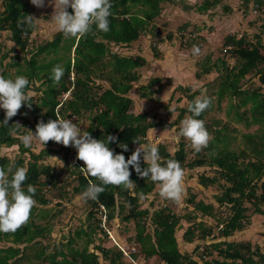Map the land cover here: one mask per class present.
<instances>
[{
    "label": "trees",
    "instance_id": "obj_1",
    "mask_svg": "<svg viewBox=\"0 0 264 264\" xmlns=\"http://www.w3.org/2000/svg\"><path fill=\"white\" fill-rule=\"evenodd\" d=\"M177 0H110L112 4L109 20V31L103 32L96 29L85 37H75L74 55L71 53L65 58L61 65L64 68V75L58 84H54L51 76L50 66L58 62L52 59L49 63H39L37 56L44 53L57 52L64 35L57 31L54 38L36 47L34 56L27 61V71L19 69L18 74H26L29 84L25 91L28 94L31 84L34 81H41L37 90L40 95H29L31 108L23 105L18 115L14 116L8 126L2 122L5 112L0 113V148L2 146L18 145L21 156L12 161L8 156L0 155V167L7 169L11 164L27 169L28 179L23 187L26 190L28 184L36 188L34 199L36 204L31 210L28 222L21 226L15 233L0 232V243L3 241L12 242L9 245H0V264H21L23 259L32 260L26 248L32 244L34 248L33 259L43 260L48 264H131L126 259L123 251L114 247H104L96 245L90 249L92 241V231L79 229L75 236L67 240L66 244L56 245L51 252L41 239L51 232L50 225H40L34 221V216L42 215L40 205L49 203V199L43 193V186H56L61 181V170L47 163H41L44 157L54 152L49 146L55 142L49 141L41 149L35 152L31 148H26L21 143L19 136L26 132L21 128L16 131L11 126L15 118L21 119L20 125L30 124V128L35 132L36 124L43 120L56 119L60 116L69 119L71 115H77L76 121L87 116L88 126L85 131L90 132L93 138L103 139L108 135L115 136L117 140L109 144L110 149L116 154H123L129 158L138 144L133 143V139H139L141 143H151L148 140V132L152 129L161 128L163 130L174 127L178 124L183 115L189 114L188 105L195 99L199 90L192 91L190 83L183 85L177 81L174 90L186 92L189 103L186 107H180L179 113L174 121H165L149 117L142 111L134 113L131 110L134 99L127 94L129 88L137 87L140 97L152 99L154 94L162 89V77L159 75L150 76L147 82H141L143 73L140 68L148 65V58L143 55L139 48L142 35L150 33L151 38L157 37L159 31L154 23L161 14L163 3L176 2ZM248 5L249 0H239ZM3 10L0 11V31L8 30L11 33V40L15 46L25 50L29 45L30 36L33 31L29 30L24 35L17 26V22L23 14L32 15V4L29 0H3ZM221 2H225L223 9L231 11L233 3L223 0H204L197 8L198 12H208ZM255 6L264 9V0H253ZM234 8V7H233ZM69 13L72 9L69 7ZM241 15V14H240ZM188 21L183 23L178 32H181V39L185 49H191L193 38H186L185 30L189 27ZM184 31V32H183ZM193 32V30L191 31ZM180 35V34H179ZM175 33H168L165 37H159V42L173 40ZM224 45H230V49L237 61L229 66L227 61L218 57L214 63L208 64L211 55H206V62H202V69L195 72L197 79L203 73L210 74L213 68L221 73L216 94L218 102L229 94L230 97L240 98V102H230V106L235 108L231 118L236 122H243L246 126L257 124L260 133H244V138H248L250 144L238 149L230 148L232 137L224 129H215L206 123V113L211 106L205 110L198 119L205 122V127L211 136V140L206 148L194 153L193 158H188L187 140L180 137L178 146L172 153L169 150V143L160 140L155 145L159 150L162 161L174 159L179 161L182 169L192 170L202 166H213L216 168L214 175L206 173L199 174V183L204 187H209L216 183L222 191L214 195L218 205L213 202L196 200L195 195L188 198V203L193 206V211L187 215L176 213L168 204L154 206L153 199L150 200V207H142L141 197L149 195L154 191L156 184L146 178H141L130 166V179L135 183V187L126 190L122 186L107 185L105 190L99 194L96 201L88 200L91 210L88 217H95L97 225L101 228L102 216L97 214L106 210L107 223L119 220V224L133 221L135 224V235L133 243L139 246V251L133 255L134 258L143 256L149 259L153 256L159 257V264H264V251L257 244H253L250 239L229 240L228 238L236 231H241L249 224L250 213L264 216V93L259 87H242V80L251 72L260 74L261 84L264 86V53L262 52V42L258 40L252 43L246 35L240 37L236 33H229L224 41ZM199 46V45H197ZM126 49V51H125ZM151 49L154 57L161 58L162 51L158 44L151 42ZM129 50V51H128ZM196 57V56H195ZM234 57V58H235ZM63 60V59H60ZM198 63L196 60L195 63ZM18 64V63H17ZM203 73H202V72ZM3 76L9 78V72H4ZM169 84H172L175 77L167 76ZM105 83L108 85L106 86ZM121 83L125 86L121 87ZM139 84V85H138ZM155 85L158 87L154 88ZM70 92L64 99V94ZM157 98V97H156ZM179 99V98H178ZM166 110L170 115L174 110L170 109L168 103ZM249 104V105H248ZM248 108L241 110V106ZM230 110L228 114H230ZM13 120V121H12ZM32 121V123H31ZM178 131V130H177ZM120 144H127L128 151L125 152ZM29 154V157H25ZM77 157V153L75 155ZM66 168H70V173L75 175L77 183L73 185L72 192L81 194L87 187L89 180L100 182L94 177H85L79 168L83 167V162H76L72 165L68 158L64 157ZM147 165L141 155V167ZM42 177L46 180L42 181ZM103 186V185H101ZM247 203L251 205H247ZM97 216V217H96ZM208 217L210 223L198 218ZM185 219L189 225L180 234L186 244L192 245L190 250L182 251L176 235L177 229H182L181 220ZM152 226V229H150ZM85 237L84 244L79 247L77 238ZM131 239V238H130ZM16 244H25L23 248ZM127 260V262L125 261ZM104 261V262H103Z\"/></svg>",
    "mask_w": 264,
    "mask_h": 264
},
{
    "label": "rangeland",
    "instance_id": "obj_2",
    "mask_svg": "<svg viewBox=\"0 0 264 264\" xmlns=\"http://www.w3.org/2000/svg\"><path fill=\"white\" fill-rule=\"evenodd\" d=\"M30 1V0H29ZM204 0H177L174 2H165L163 3V9L161 13H164L166 16L161 15L159 19H155L154 23L159 31L157 37L151 38L148 36V33L142 35V40L139 45L141 47L139 50L148 58L151 62V66H145L140 68V71L143 73L142 81L147 82L150 76L159 75L162 77L161 81L162 89L160 92L154 94L152 99L142 98L139 95L137 87L134 85L129 88L127 94L131 95L134 99V104L131 107V110L134 113H140L145 111L149 117H153L158 121L159 119H164L165 121H174L176 115L179 113L180 107H186L189 103V99L186 97L187 93L182 90H174V85L177 83L176 80L182 81L183 85H188L190 83L192 91L199 90L200 92L195 96L196 97H207L210 98L213 104V107L208 110L206 113V123L212 126L213 131L215 129H224V132L229 133L232 137V142L229 145L230 148L238 149L244 147L250 142L248 138H244V133H260L257 124H252L251 126H246L243 122L234 121L231 116L234 114L235 108L230 106V102H240L238 97H230L229 94L225 95L220 102H218L216 89L220 81L221 73L217 71L216 68L212 69L210 74H205L202 71V76L200 79H197L195 76L196 71L202 69V62H206L205 56L211 55L208 60V64L214 63L218 57L224 58L229 66L236 63L237 59L234 56V53L229 49L225 51L226 45L224 41L229 33H236L239 35H246V37L252 42L256 43L258 40L262 42V52L264 53V9H259L255 6L253 0H249L248 5L241 3L239 0H225L233 3L231 11H226L223 9L225 2H221L216 7L210 9L208 12H198L197 8ZM224 1V0H223ZM3 0H0V11L3 10ZM32 15L37 19H40L38 27L35 31L32 32L29 40V45L25 50H22L15 46V43L11 40V33L8 30L0 31V75H3L4 72H9L10 77L14 78L19 75V69L22 71H27V61L34 56L36 47L40 44L46 43L52 40L57 32L55 25L50 22V17L53 12V5L49 3V0H45V6L42 8H37L32 5ZM236 13L240 18H238ZM241 14V15H240ZM234 15V16H233ZM160 16V15H159ZM196 19L197 22L192 24L191 19ZM203 18L208 19L207 21ZM240 19V20H239ZM190 24L189 27L185 30L186 38H193L190 40L193 45H199L201 49L199 56H193L191 52H187L184 49L186 46L183 45V40L181 39V32H178L179 27L186 23ZM239 20V21H238ZM209 21V22H208ZM238 22L242 23L238 25ZM200 23V24H197ZM238 29V30H237ZM193 30V32H191ZM232 30V31H231ZM175 33V38L173 40H166L164 42H159L158 38L161 36H166L168 33ZM184 32V31H183ZM180 34V35H179ZM75 37L64 38L61 42L57 52L44 53L37 56L39 63H49L51 60L57 59L58 62L50 66L52 69L55 65H62L65 61V58L69 53L74 55V40ZM154 41L158 44L162 51V57H154L153 51L151 49V42ZM174 41V43H173ZM126 51V49H125ZM129 51V50H128ZM235 57V58H234ZM194 58V60H193ZM63 59V60H60ZM198 61V63L195 61ZM18 63V64H17ZM178 64V66H175ZM264 66V64H262ZM155 69H154V68ZM151 69L147 72V69ZM25 76L28 79V76ZM172 75L175 77L172 84H169L167 76ZM182 77V80L180 79ZM260 74L254 72L249 73L242 80V87H259L261 86L262 92L264 93V86L261 84ZM41 84V81H34L31 84L30 89L28 90L29 95H40L41 92L37 90V87ZM107 86L108 84L105 83ZM121 87L125 86L124 83L120 84ZM139 85V84H138ZM158 87L155 85L154 88ZM157 97V98H156ZM179 98V99H178ZM166 103L169 104L170 109L174 110L172 115L166 110ZM249 105V104H248ZM246 106H241V110L248 108ZM230 110V114L228 111ZM4 111L0 109V113ZM18 115V114H17ZM189 114H185L179 119V122L176 126L168 129H157L154 132L148 133V140L152 144L157 145L161 140H165L169 143V150L174 152L178 146V129L181 120H183ZM78 127H81L82 131H85L88 126L87 116L81 117L79 120L72 119ZM13 121V120H12ZM15 122L19 124L22 123L21 119L15 118ZM32 123V121H31ZM26 129L32 130L30 124L23 126ZM23 128V129H24ZM25 129V130H26ZM211 136L213 134H210ZM187 151L188 158H193L195 155L192 152V147L190 142L187 141ZM44 146L38 141L33 142L32 150L35 152H40ZM136 148L139 146H135ZM54 152L46 155L44 159L41 160V163H47L52 166H55L57 169L61 170V181L57 183L56 186L44 185L43 193L49 199V203L46 205H40L38 212L42 210V215L39 214L34 216V221L40 225H50L51 232L45 236L41 241L48 247L46 251L49 253L53 250L56 245L66 244L67 240L73 238L77 230L83 228L89 231H92V241L90 249H94L96 245H101L104 247H114L118 249V245L123 248L132 249V246L136 247L139 251V246L133 243L135 235V224L133 221L119 224V220H115L107 223L104 230L97 225V220L95 217H88V213L91 210V204L88 201H84L81 198V194H75L72 192V187L77 183L75 175L70 173V168H66V161L64 157L68 158V162L72 165H75L77 161L82 163V161L76 158V149L74 147H65L62 144L54 143L52 146H49ZM18 145L11 147L2 146L0 148V155L8 156L12 161L17 159L20 155L18 153ZM25 157H29V154H26ZM51 157H56L54 159ZM216 168L213 166H202L197 167L192 170H183V187L184 193L180 203H175L173 201L167 200L160 195L159 184H156V187L153 192L147 196L141 197L142 207H150V200L153 199L155 205H164L168 204L176 213L180 215H187L193 211V206L190 205L187 201L188 198L192 195H195L196 200H204L205 202H213L218 205L214 195L220 193L222 188L218 183L211 185L209 187H204L199 183V174L206 173L207 175H214L216 173ZM46 178L42 177V181H45ZM247 205H251L247 203ZM152 209V207H150ZM252 207L248 211L250 213L249 224L245 229L241 231H236L234 235L230 236L229 240H243L250 239L253 244H257L264 251V216L259 214H251ZM98 216L101 217L102 214L98 212ZM97 217V216H96ZM103 217V216H102ZM204 219L210 223L211 219L208 217L198 218L197 220ZM103 223V222H102ZM183 225L182 229H177L176 235H178V241L180 244V249L185 251L186 249L193 248L194 244L189 245L184 242L182 239V234L189 222L185 219L181 220ZM152 229V226H150ZM131 238V239H130ZM85 237L77 238L76 243L81 247L84 244ZM11 245L14 243L3 241L0 245ZM21 248L25 244L16 245ZM34 246L29 244V248H26V251L29 253L32 260L28 261L23 259L21 264H48V262L43 260H34L32 255L34 252ZM127 262V260H125ZM104 262V261H103ZM137 262L138 259H137ZM133 264V263H132ZM141 264H159V257L153 256L147 258L144 263ZM239 264V263H237Z\"/></svg>",
    "mask_w": 264,
    "mask_h": 264
},
{
    "label": "clouds",
    "instance_id": "obj_3",
    "mask_svg": "<svg viewBox=\"0 0 264 264\" xmlns=\"http://www.w3.org/2000/svg\"><path fill=\"white\" fill-rule=\"evenodd\" d=\"M30 3L37 8L45 6V0H30ZM49 3L53 5L50 22L65 38L85 37L92 31L94 25L99 31H109L108 17L112 14L110 0H49ZM69 7L72 9L71 14L68 11ZM39 21L40 19L31 14H23L17 26L24 35H27L29 30L37 29ZM200 52L201 49L197 45L192 46L193 56H199ZM64 71L59 64L51 69L50 78L54 84L60 82ZM28 84V79L23 75L14 78L0 75V109L5 112L2 122L4 125L8 126V122L18 114L23 105L26 104L31 108L30 96L25 91ZM211 103L210 98L196 97L188 105L191 115L181 120L179 125L178 136L189 141L196 152L206 148L211 140L205 122L198 119ZM11 126L16 131L24 128L18 122ZM19 139L26 148H31L34 141H38L43 146L49 141H54L65 147H74L77 151L76 158L84 164L79 171L85 177L91 176L100 182L98 185L89 180L87 187L81 193L84 201H96L107 185L122 186L126 190L133 189L136 185L130 179V166L139 177L158 183L163 198L177 204L182 199L184 172L179 161L174 159L162 161L158 148L152 143H141L139 139H133V143L138 144L139 147L135 148L126 159L123 154H116L109 147L110 143L117 140L115 136L93 138L90 132L82 131L72 119L58 116L47 122L40 120L36 124L35 132L26 129ZM119 147L125 152L128 151L127 144H120ZM141 155L147 165L144 168L141 167ZM27 179V169L24 167H18L14 163L7 169L0 167V232L2 233H15L30 218L31 210L36 204L34 199L36 188L28 184L25 190L23 185Z\"/></svg>",
    "mask_w": 264,
    "mask_h": 264
},
{
    "label": "built area",
    "instance_id": "obj_4",
    "mask_svg": "<svg viewBox=\"0 0 264 264\" xmlns=\"http://www.w3.org/2000/svg\"><path fill=\"white\" fill-rule=\"evenodd\" d=\"M231 48H232V46L227 45L224 50L225 51H228ZM69 94H70V92L65 93L64 96H63L64 99L66 97H68ZM59 118H62V117L59 116ZM69 119H74L75 120V119H77V115L73 114V115H71V117ZM101 207H102V210L104 211L102 213V216H103L102 217V222L103 223H101V226L102 227H105L106 224H107V215L105 214L106 213V210H105L104 206L102 205ZM105 228H107V227H105ZM118 247L120 248V250L123 251L124 255L127 258H129L130 262H132L133 264H141L140 262H137V259L136 258L133 257V255L138 252V249L136 247L132 246V249H130V248L129 249H127V248L125 249V248L121 247L120 245H118Z\"/></svg>",
    "mask_w": 264,
    "mask_h": 264
},
{
    "label": "crops",
    "instance_id": "obj_5",
    "mask_svg": "<svg viewBox=\"0 0 264 264\" xmlns=\"http://www.w3.org/2000/svg\"><path fill=\"white\" fill-rule=\"evenodd\" d=\"M161 15L166 16L164 13H161L160 16L157 17V19H159V18L161 17ZM234 15H236L238 18H240L236 13H234ZM234 15H233V16H234ZM189 19H191V18L189 17ZM203 20L207 21L208 19L203 18L201 21H198V22H201V23H202ZM239 20H240V19H239ZM239 20H238V21H239ZM187 21H188V20H187ZM191 22H192V24H193V23L195 24V23L197 22V20H196V19H191ZM208 22H209V21H208ZM197 24H200V23H197ZM238 25H241V26H242V23L238 22ZM237 30H238V29H237ZM231 31H232V30H231ZM234 32H235V31H234ZM148 36H151L150 33L148 34ZM240 36H241V35H239L238 37H240ZM161 37H164V36H161ZM165 41H166V40H165ZM173 43H174V41H173ZM184 50L190 53L191 50H192V48H191V49H190V48H189V49H184ZM193 60H194V58H193ZM148 61H149V60H148ZM147 66L150 67V66H151V62H148V65H147ZM175 66H178V64H176ZM153 68H154V67H153ZM154 69H155V68H154ZM148 70L150 71L151 69L149 68V69H147L146 71L149 72ZM180 79L182 80V77H180ZM177 81H178V80H177ZM179 81H180V80H179ZM181 82H182V81H181ZM157 129H159V128H156V129L154 128V129H152V132H154V130H157ZM149 132H151V130H150ZM149 132H148V133H149ZM16 245H17V244H16ZM188 250H189V249H188ZM126 259L129 260V258H127V257H126ZM136 259H138V261H139L140 263H144L145 260H146L145 258H143V256H141V257H139V258H136ZM131 264H132V263H131Z\"/></svg>",
    "mask_w": 264,
    "mask_h": 264
}]
</instances>
